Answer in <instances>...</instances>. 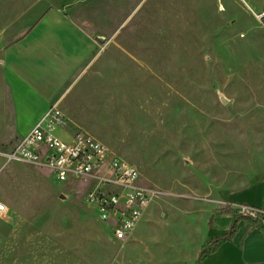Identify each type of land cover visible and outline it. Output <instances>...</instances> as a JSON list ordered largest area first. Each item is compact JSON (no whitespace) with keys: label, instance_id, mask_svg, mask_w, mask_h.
Here are the masks:
<instances>
[{"label":"rangeland","instance_id":"374dc122","mask_svg":"<svg viewBox=\"0 0 264 264\" xmlns=\"http://www.w3.org/2000/svg\"><path fill=\"white\" fill-rule=\"evenodd\" d=\"M263 5L0 0V59L34 60L36 78L52 60L70 75L65 97L50 103L62 113L55 132L101 141L155 193L140 225L118 240L88 198L97 181H63L47 166L2 158L20 138L0 143V199L9 207L0 264H183L209 248L199 246L203 230L233 194L258 202L262 187L238 192L264 179V27L254 15ZM49 15L88 33L94 49L82 61L43 45L44 32L33 36ZM99 33L105 44L94 40ZM30 47L44 57L28 58Z\"/></svg>","mask_w":264,"mask_h":264},{"label":"crops","instance_id":"0c3cea01","mask_svg":"<svg viewBox=\"0 0 264 264\" xmlns=\"http://www.w3.org/2000/svg\"><path fill=\"white\" fill-rule=\"evenodd\" d=\"M43 32V45L53 48L52 50H61L65 58L72 59V61H82L84 56L94 49L91 38L82 27H77L70 22L58 21L55 16L49 15L47 20L35 30L33 36ZM94 40H96L95 37ZM59 41L60 46H58ZM35 49L33 47L28 49V58L36 55L44 57L39 53L41 51L39 49H36L39 52H33ZM8 54L12 57V54ZM2 61L3 63L0 62V143H5L15 138L21 140L27 136L48 112L51 100L57 96L65 97L70 75L68 72H62L57 63L52 60L43 66L50 70L49 74L43 78L30 75L29 70L35 63L34 60L26 64L17 63L14 60ZM11 134L14 135L11 136ZM57 135L61 138H63L62 135H67L71 138L69 142L73 141L74 135L67 131L62 130L61 134ZM1 157L12 161L3 154ZM257 187H262L258 202L247 203V199L235 201L236 197L233 194L226 201L224 210L210 216V223L203 230L199 246L202 248L207 244L209 246L207 250L211 251L204 256L201 264H264V227H261L259 223H253L251 221L253 219L242 217L236 210L237 204L264 206V179L243 187L238 193H244ZM225 213H230L231 217L223 224ZM214 244H217V247L211 249ZM200 253L199 250L193 252L192 255H184L182 263L196 264Z\"/></svg>","mask_w":264,"mask_h":264},{"label":"built area","instance_id":"2783aa9c","mask_svg":"<svg viewBox=\"0 0 264 264\" xmlns=\"http://www.w3.org/2000/svg\"><path fill=\"white\" fill-rule=\"evenodd\" d=\"M254 15L264 27V5ZM61 122V111L51 107L27 136L1 154L11 160L47 166L63 181L69 178L97 181L88 194L89 200L98 207L101 218L114 228L116 238L127 240L155 193L137 183L139 172L135 166L117 158L101 141L81 132L73 136L72 142L59 137L55 130ZM236 210L264 227V206L237 204ZM8 212V205L0 199V218Z\"/></svg>","mask_w":264,"mask_h":264},{"label":"trees","instance_id":"16d2710c","mask_svg":"<svg viewBox=\"0 0 264 264\" xmlns=\"http://www.w3.org/2000/svg\"><path fill=\"white\" fill-rule=\"evenodd\" d=\"M228 206H230V205H228ZM230 208V207H229ZM228 208V209H229ZM229 211V210H228ZM250 219V218H249ZM251 220V219H250ZM251 221H253V223H255V224H258V222L256 221V220H251ZM215 247H217V244H214L213 245V247L211 248V249H213V248H215ZM210 251L211 250H203L200 254H199V257H198V259H197V261H196V264H201L202 263V260H203V258H204V256L207 254V253H210Z\"/></svg>","mask_w":264,"mask_h":264},{"label":"water","instance_id":"95a60500","mask_svg":"<svg viewBox=\"0 0 264 264\" xmlns=\"http://www.w3.org/2000/svg\"><path fill=\"white\" fill-rule=\"evenodd\" d=\"M95 39H96L100 44H105L106 41H107V36L104 35V34H100V33H99V34H97V35L95 36ZM0 62L3 63L2 60H0Z\"/></svg>","mask_w":264,"mask_h":264}]
</instances>
